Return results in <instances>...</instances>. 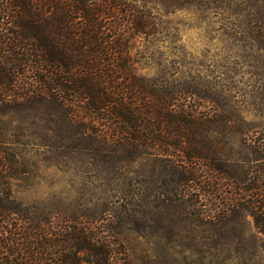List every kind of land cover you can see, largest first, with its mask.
Instances as JSON below:
<instances>
[{
	"label": "rangeland",
	"instance_id": "rangeland-1",
	"mask_svg": "<svg viewBox=\"0 0 264 264\" xmlns=\"http://www.w3.org/2000/svg\"><path fill=\"white\" fill-rule=\"evenodd\" d=\"M136 1L159 33L138 72L153 79L164 68L194 87L197 111L211 117L214 161L188 175L153 156L126 160L95 149L78 126L17 108L2 122L17 144L11 197L55 218L110 217L127 264H264L254 221L234 202L254 176L252 141L264 138V53L247 39L248 15L264 14V1Z\"/></svg>",
	"mask_w": 264,
	"mask_h": 264
},
{
	"label": "trees",
	"instance_id": "trees-1",
	"mask_svg": "<svg viewBox=\"0 0 264 264\" xmlns=\"http://www.w3.org/2000/svg\"><path fill=\"white\" fill-rule=\"evenodd\" d=\"M137 2L0 0V264H127L110 217L55 218L11 197L17 144L2 122L17 108L78 126L95 149L126 160L153 156L188 175L214 161L211 117L197 111L194 87L164 68L153 79L138 72L157 54L159 33L147 3ZM248 21L247 39L264 53V14ZM252 143L254 176L234 202L252 217L264 253V138Z\"/></svg>",
	"mask_w": 264,
	"mask_h": 264
}]
</instances>
